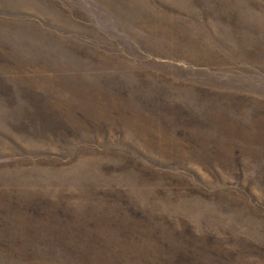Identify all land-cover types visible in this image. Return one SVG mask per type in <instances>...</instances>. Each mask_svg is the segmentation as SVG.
Here are the masks:
<instances>
[{
    "label": "rangeland",
    "instance_id": "1",
    "mask_svg": "<svg viewBox=\"0 0 264 264\" xmlns=\"http://www.w3.org/2000/svg\"><path fill=\"white\" fill-rule=\"evenodd\" d=\"M0 264H264V0H0Z\"/></svg>",
    "mask_w": 264,
    "mask_h": 264
}]
</instances>
